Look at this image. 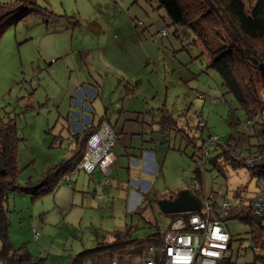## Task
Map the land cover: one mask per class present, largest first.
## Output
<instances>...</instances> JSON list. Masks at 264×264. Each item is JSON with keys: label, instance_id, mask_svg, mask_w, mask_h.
I'll list each match as a JSON object with an SVG mask.
<instances>
[{"label": "rangeland", "instance_id": "obj_1", "mask_svg": "<svg viewBox=\"0 0 264 264\" xmlns=\"http://www.w3.org/2000/svg\"><path fill=\"white\" fill-rule=\"evenodd\" d=\"M244 2L249 8L255 0ZM36 4L52 16L30 13L20 20L11 16L0 25V121L15 124L17 182L36 179L62 159H70L80 143L69 130H79L82 115L83 121L87 115L95 123L106 111L117 139L110 172L107 176L101 172V184L107 179L106 187L113 193L105 191L109 197L102 201L103 189L94 192L90 176L81 170L69 187L61 179L53 191L38 198L9 192L12 251L27 252L30 261L41 260L40 264H69L77 253L109 242L104 234L128 229L131 238H144L163 232L170 215L158 210L156 198L191 189L187 174L201 161L206 194L221 190L229 201L237 191L243 197L253 195L255 178L244 166L230 164L231 158L225 161L221 145L228 141L240 158L248 156L244 149L263 142L249 136L263 117L256 116L246 126L243 111L209 67L206 50L193 31L171 24L154 0H36ZM215 30L220 39L225 37L223 28ZM207 37L213 47L218 45L215 36ZM81 80L86 82L80 84ZM82 89L85 96L90 94L89 110L79 108ZM133 102V115L113 113ZM212 137L217 142L202 158V142ZM136 139L138 143L153 139L148 145L158 161L155 174H141L151 186L147 201L138 203L140 212L131 208L130 197L123 196L126 187L133 186L130 180L140 183L141 176L129 175L127 169L138 172L141 165L127 168L125 153ZM215 157L219 159L214 164ZM215 201L219 204L222 198ZM223 223L231 242L225 254L229 259L221 264H264V251L249 245V226L225 215ZM33 229L39 233L36 240ZM115 255L113 261L112 254H100L97 264H143L146 257Z\"/></svg>", "mask_w": 264, "mask_h": 264}, {"label": "trees", "instance_id": "obj_2", "mask_svg": "<svg viewBox=\"0 0 264 264\" xmlns=\"http://www.w3.org/2000/svg\"><path fill=\"white\" fill-rule=\"evenodd\" d=\"M154 1H156L158 8L165 11L171 24L186 26L195 33L206 50L210 62L209 67L217 71L222 85L238 103L246 118L245 122L249 121L251 124V120L256 116L263 117L261 122L253 124V134H249V136L256 137L257 140L260 137L263 140L261 144H254L250 148L244 149L248 156L240 158L235 148L226 141L224 145H221V149H223L221 157L225 161L231 158L230 164L235 161L237 166H244L250 171L253 178L264 176V0H255L249 8L244 0ZM30 13L42 17L52 16L50 11L38 7L36 0H15L10 3H0V25L11 16H15L17 20H20ZM217 26L223 28L225 37H222V39L218 36L219 31L215 30ZM209 34L218 39L216 47L209 43L207 37ZM96 128L97 125L94 124L83 128L81 138H75L76 144L80 143V147L77 146V150L70 159H62L48 171L39 174L38 178H28L21 184L17 182L20 170L16 166L17 137L15 124L10 121H0V258L9 261L10 264L41 263V260L30 261L27 252L12 251L8 238L9 220L7 216L9 214L6 208L8 193L19 191L31 195L33 198H38L53 191L61 179L66 185L63 181L64 175L76 164L87 138ZM201 147L199 151L202 155ZM207 154L208 152L205 158ZM232 154L237 155V157ZM255 156L257 159L252 165L244 163L245 158ZM193 157L191 155L190 158L193 159ZM218 159L215 157L212 162L215 164ZM194 170L200 186L198 192L203 193V172H200L197 167L192 171ZM146 194L142 193V203L147 201ZM251 194H254V192ZM233 198L234 201H229L227 195V200L233 207H237V202H239L238 206H244L245 210L232 218H237L249 226L252 236L249 239L252 241L251 246L255 244L252 248H259L264 251V215L257 217L250 214V204L248 202L252 196L243 197L237 191ZM240 201L242 202L240 203ZM174 216L176 215H170V221ZM161 234L162 232L157 231L144 238H131L128 229L116 232L113 235L104 234L103 237L111 238V241L77 253L69 264H97L99 255L103 253L112 254L113 259H117L115 254L145 257L149 247L159 248ZM161 255V251L155 250L153 258H155L157 264H161Z\"/></svg>", "mask_w": 264, "mask_h": 264}, {"label": "built area", "instance_id": "obj_3", "mask_svg": "<svg viewBox=\"0 0 264 264\" xmlns=\"http://www.w3.org/2000/svg\"><path fill=\"white\" fill-rule=\"evenodd\" d=\"M91 97L93 96L91 95ZM89 101L88 98L83 106L81 102L79 105L89 110ZM245 123L246 126L250 124L249 121ZM116 139L117 134L113 130L107 115H105L98 122L96 130L87 138L76 164L64 175L63 181L66 185H70L73 175L80 170L89 175L95 169H99L104 176H107L114 160L112 148ZM217 139V137H212L202 143V158L208 152L210 145L217 142ZM147 154L143 152L140 159L133 161L136 165L145 166ZM232 155L237 157L235 154ZM256 159V156L248 157L244 159V163L252 165ZM203 164V161L196 163L195 169L197 167L200 172H203ZM156 172L157 166L154 167V174ZM194 172L195 170L187 174V177L191 178V190L201 200L200 210L195 213L174 216L169 226L161 234L159 248L149 247L143 264H157L155 258H153L155 250L162 253L161 264H221L225 258L229 259L225 254L230 248L231 237L221 216L224 217L225 215L232 218L243 212L245 208L244 206H238L239 203H237V207H233L227 200V195L222 193L221 190L212 191L210 194L198 192L200 186ZM104 184L108 185L107 179H105ZM255 188L250 205V214L258 217L264 215V176L255 178ZM217 196L222 198V202L219 204L215 201ZM95 198L100 199L102 196L95 194ZM33 231L34 239L38 238V232ZM249 245H252L251 240ZM113 261H116V259L114 258ZM0 264L10 263L0 258Z\"/></svg>", "mask_w": 264, "mask_h": 264}, {"label": "crops", "instance_id": "obj_4", "mask_svg": "<svg viewBox=\"0 0 264 264\" xmlns=\"http://www.w3.org/2000/svg\"><path fill=\"white\" fill-rule=\"evenodd\" d=\"M80 82V84H82V83H85L86 81H84V80H81V81H79ZM78 82V83H79ZM78 83H76V85L78 84ZM89 84V83H88ZM97 85V84H96ZM81 95H82V99H81V105L83 106V104L88 100V98H89V96L88 95H90V94H88V95H84L83 93L85 92L83 89L81 90ZM97 94H98V92H97ZM72 96V95H71ZM81 105H79V108H82L83 109V107H81ZM85 106V105H84ZM135 106H134V102H133V104H126V106H123L121 109H119L118 111H113V113H116L117 115H119L121 112H124V111H126L127 113L128 112H130V113H132V115H133V111L132 110H134L133 108H134ZM131 110V111H130ZM126 112H124V113H126ZM126 113V114H127ZM129 113V115H127V120L128 119H130L131 118V114ZM125 114V115H126ZM105 115H107V112L105 111V113L103 114V115H101V116H99L98 117V119H97V121L95 122V123H93V120H90V121H88V116L86 115V116H84V121H83V115L81 116V118L79 119V124H77L78 126H79V130L78 131H74V133L73 132H70L71 130H69V133H70V135H72V134H76V133H78L77 135H73V136H75V137H78L79 139L81 138L80 136L82 135V131H83V128H85V127H87V126H90L91 124L93 125H97L98 124V122L100 121V119L101 118H103ZM109 120V119H108ZM82 121V122H81ZM92 122V123H91ZM127 122V121H126ZM124 126H125V124H124ZM113 128V127H112ZM115 128V127H114ZM114 130V129H113ZM150 141H153V139H148V142H150ZM79 142V141H78ZM144 142V141H143ZM138 143V139H136V142H134V143H132V145H131V148H130V150H128V149H126L125 150V153L128 155V167L127 168H129V166L131 167H133V166H135L136 165V163L134 162L135 160H137L138 158L140 159L141 158V152L143 153H148L147 155H146V159H147V163L145 164V166H141V170L140 171H138V172H133V171H130V169L128 170L127 169V173L130 175V173H133V174H136V176L137 177H140L141 176V174H147V175H150V174H154V167L155 166H157L158 167V161H157V153H154L152 150H154V148H151V147H149V143ZM132 149H134V150H132ZM152 149V150H151ZM115 155V154H114ZM115 157V156H114ZM134 160V161H133ZM157 171H158V168H157ZM89 176H90V178H91V182H92V184H93V191L95 192V191H97V190H100V188L101 189H103V193H104V197H103V200L102 201H104L105 199H106V193H105V191H107V192H110V193H113V191L111 190V189H108L107 187H110V185H109V182H108V185H105L104 184V182H103V184H101V180H102V173H101V170H97V169H95L91 174H89ZM100 177H101V179H100ZM136 180H130V184L131 185H133V186H136L139 182L138 181H136L137 182V184H136V182H135ZM91 182H89L88 183V185L89 184H91ZM133 183V184H132ZM102 186H101V185ZM107 186V187H106ZM133 186L132 187H126L127 188V190H125V193H124V197L126 198V200H127V198L128 197H130L128 200L129 201H131V203H132V207L131 208H134L133 210H135L136 211V209H137V211L138 212H140L141 210L138 208V203H141L142 205H143V203H142V193H147L148 191H149V188H150V186H151V184H150V182H148L147 180H144L143 178H142V176H141V178H140V183L136 186V188H138V190H136V189H134L133 188ZM129 189H130V194H129ZM134 189V190H133ZM128 194L130 195V196H128ZM109 196H107V198H108ZM160 198V197H159ZM158 197L156 198V200H158L159 199ZM166 198H168L167 196H166ZM171 198V197H170ZM135 204H137V205H135ZM141 205V206H142ZM139 209V210H138ZM142 210L144 211L145 210V207H142ZM142 211V212H143ZM134 212V211H133ZM221 219H222V221H223V216H221ZM111 241V240H110Z\"/></svg>", "mask_w": 264, "mask_h": 264}, {"label": "water", "instance_id": "obj_5", "mask_svg": "<svg viewBox=\"0 0 264 264\" xmlns=\"http://www.w3.org/2000/svg\"><path fill=\"white\" fill-rule=\"evenodd\" d=\"M158 210L165 215L195 213L200 210L201 200L191 189L184 188L171 198L156 201Z\"/></svg>", "mask_w": 264, "mask_h": 264}]
</instances>
